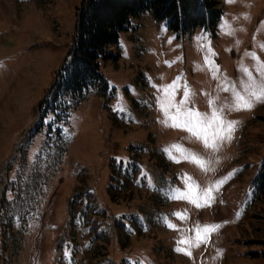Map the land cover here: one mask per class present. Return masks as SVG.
<instances>
[{
  "label": "rangeland",
  "instance_id": "374dc122",
  "mask_svg": "<svg viewBox=\"0 0 264 264\" xmlns=\"http://www.w3.org/2000/svg\"><path fill=\"white\" fill-rule=\"evenodd\" d=\"M81 2L0 0V264H264V102L234 107L264 86V0H219L215 26L185 33L133 15L100 59L107 87L17 150ZM162 104L173 117L217 110L231 139L206 148ZM189 178L213 188L208 206L180 198ZM204 226L215 230L190 255L176 251Z\"/></svg>",
  "mask_w": 264,
  "mask_h": 264
},
{
  "label": "trees",
  "instance_id": "16d2710c",
  "mask_svg": "<svg viewBox=\"0 0 264 264\" xmlns=\"http://www.w3.org/2000/svg\"><path fill=\"white\" fill-rule=\"evenodd\" d=\"M144 10H151L155 19L164 20L169 28L185 33L215 26L221 6L219 0H82L76 12L75 32L56 69V80L44 90L39 119L28 129L17 150L45 124L51 127L54 122H66L71 109L89 91L107 87L100 59L112 55L108 46L118 41L131 17ZM5 189L1 199H5Z\"/></svg>",
  "mask_w": 264,
  "mask_h": 264
},
{
  "label": "snow or ice",
  "instance_id": "6c2138e0",
  "mask_svg": "<svg viewBox=\"0 0 264 264\" xmlns=\"http://www.w3.org/2000/svg\"><path fill=\"white\" fill-rule=\"evenodd\" d=\"M229 3L234 2V0H228ZM209 62L210 61H206ZM261 70L264 71V65L261 66ZM177 87V83L174 81L172 85L165 86L163 89L165 95L169 97V100L172 99L169 96L170 91L174 92ZM190 95L189 92H185V97ZM235 104L234 107L239 109H250L252 107V97L256 101L264 102V86L261 87L259 92L251 91L248 98H245L244 95L240 93H235ZM187 100L182 103H186ZM214 103V102H210ZM175 106V105H172ZM177 115L175 117L171 116L167 109L164 108L162 104V110L165 111L166 115H169V118L174 122L172 126L174 127H184L188 130L196 139L200 140L206 148H211L213 151H217L219 144L226 139H231V134L234 131L235 122L226 121L217 110L213 109L211 116L206 113H199L194 110L181 111L178 106ZM183 117V119H180ZM173 149L180 152L184 159H187L190 163L195 164L203 170H207L205 161L197 156L195 153H190L187 150L181 148L179 145L172 146ZM179 162V160H177ZM213 188L209 187L206 189H201L194 181H191L189 178V183L187 184V191L181 194L180 198L187 199L190 203L194 204L197 207L208 206L213 197L211 195ZM173 227L172 225H169ZM215 230L214 226H204L203 229H197V243L193 244L191 239H181L177 241L178 247L176 251L184 252L186 255L191 254V247L199 246V243L204 242L207 238V233ZM188 245V248L180 247L179 245Z\"/></svg>",
  "mask_w": 264,
  "mask_h": 264
}]
</instances>
